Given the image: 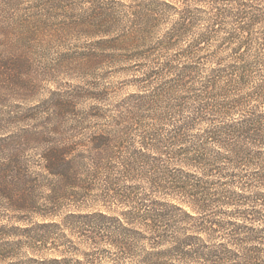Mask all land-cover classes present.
Wrapping results in <instances>:
<instances>
[{"label":"trees","instance_id":"obj_1","mask_svg":"<svg viewBox=\"0 0 264 264\" xmlns=\"http://www.w3.org/2000/svg\"><path fill=\"white\" fill-rule=\"evenodd\" d=\"M14 6L0 0V220L29 222L16 243L0 224V264H264V0H91L69 16L91 39L78 68L141 71L112 115L81 107L86 90L15 105L37 37ZM56 229L79 241L44 257Z\"/></svg>","mask_w":264,"mask_h":264},{"label":"rangeland","instance_id":"obj_2","mask_svg":"<svg viewBox=\"0 0 264 264\" xmlns=\"http://www.w3.org/2000/svg\"><path fill=\"white\" fill-rule=\"evenodd\" d=\"M90 1L15 0V30L26 25H29L30 28L36 27L37 37L32 44H29L26 51V58L29 60L26 67L27 75L25 74L23 79L27 78L29 83L26 82L25 87L17 82L15 105L28 107L46 98L51 90H60L64 93L72 90L75 92L86 90L83 95H87L82 98L81 107L90 108L95 105L106 114L112 115V112L119 108L118 105L123 98L140 89L137 86V75L141 71L132 70L130 61L121 62L117 59L112 62L100 63L90 70L78 68L79 59H75L91 39L83 36L79 24L74 23L75 20L69 16H76V18L82 16ZM45 40L48 41L45 42ZM23 50H21L22 54L26 49ZM18 51H20L19 45L16 44L15 53L19 54ZM30 82L35 83V86L31 87ZM100 122L105 123V121ZM131 133L130 139L135 136L136 132L134 133L132 130ZM36 153L38 152L30 148L22 151L23 156L28 159ZM75 205L78 204H74V206L69 204L62 208L55 220H60L61 216L68 211L76 210ZM33 217H31L32 221L38 220L36 216ZM28 222L19 220L16 212L15 223L5 219L0 220V224H15V243L18 237L17 227L24 226ZM54 231L50 236L48 249H44L42 252L44 257H53L58 254L54 250L55 246L68 238L75 244L79 241L75 235H68L67 230L65 231L66 238L62 240L61 232L58 229ZM16 251L15 245V253Z\"/></svg>","mask_w":264,"mask_h":264}]
</instances>
